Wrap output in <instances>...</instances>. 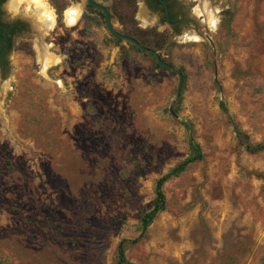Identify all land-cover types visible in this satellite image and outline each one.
<instances>
[{"label": "rangeland", "instance_id": "obj_1", "mask_svg": "<svg viewBox=\"0 0 264 264\" xmlns=\"http://www.w3.org/2000/svg\"><path fill=\"white\" fill-rule=\"evenodd\" d=\"M183 1L203 13L193 16L205 35L193 21L183 28L199 43L178 42L184 32L157 24L143 0L136 12L168 34L158 51L183 73L178 95V72L114 36L87 0L67 2L98 22L69 29L56 17L51 31L33 2L7 0L6 16L33 14L22 40L35 53L17 47L0 65V264H117L119 243L142 232L157 180L190 153L184 122L205 157L165 184L166 209L126 244L127 257L264 264V151L248 152L235 131L264 143V0H209L216 31L204 0ZM38 39L52 59L43 74Z\"/></svg>", "mask_w": 264, "mask_h": 264}, {"label": "trees", "instance_id": "obj_2", "mask_svg": "<svg viewBox=\"0 0 264 264\" xmlns=\"http://www.w3.org/2000/svg\"><path fill=\"white\" fill-rule=\"evenodd\" d=\"M52 4L55 6L58 14L59 20L61 21L63 18V11L68 6L67 0H51ZM138 4L137 0H114L111 6L112 12L114 15L118 17V20L123 24V31L122 33L131 36L138 40L143 46L148 47L154 50H161L168 41V34L163 31H159L157 27H149L142 29L139 26V22L136 19V12H137ZM104 16L103 12H98L97 16ZM84 18L87 20H96L98 19L90 14H85ZM120 39V38H119ZM129 43L136 48L137 50L151 55L155 60L157 66H161L158 62L156 56L148 51L142 50L133 42L129 41ZM11 47V46H10ZM17 47H24L27 51L33 55L35 52L32 49V45L29 41L22 40L17 45ZM161 55V58L164 62L170 64L167 58ZM6 59V58H5ZM6 60H0V65L2 67L5 66ZM171 65V64H170ZM222 107L224 111L228 113V108L224 102H222ZM187 128L190 130V153L189 155L184 158L182 161L177 163L174 167H172L168 172L163 174L158 180L156 185V197L154 200V206L147 212H145L141 219V234L134 238V239H123L118 245V260L117 264H136L135 262L131 261L126 254V244L128 242L136 243L138 242L141 237L145 235L148 227L153 223V221L157 218L159 213L164 211L167 206L166 194L164 186L165 184L172 178L180 176L184 173L193 163L201 161L204 159L205 155L202 151L201 145L195 140L192 134V126L189 122H184ZM235 131L238 137L239 143L250 153H259L264 151V143L263 142H253L250 139L248 133L240 129L239 127H235ZM8 164H11V161L8 160Z\"/></svg>", "mask_w": 264, "mask_h": 264}, {"label": "flooded vegetation", "instance_id": "obj_3", "mask_svg": "<svg viewBox=\"0 0 264 264\" xmlns=\"http://www.w3.org/2000/svg\"><path fill=\"white\" fill-rule=\"evenodd\" d=\"M143 1L146 10L151 14V16H156L157 18L156 23L159 25L166 24L167 26L171 27L172 31L177 36L184 32L183 29L184 26L188 25L190 21H193V26L195 27V29L192 30H195L197 34H200L202 36L205 35V32L200 27L201 23L193 16L195 12L192 9L191 11L188 12V8L184 5L183 0H143ZM6 2L7 0H0V60L2 61L5 60V57H7L16 48V45L23 39L24 35L33 34L29 23L30 19L33 17V14L31 16H19V15L6 16L5 15ZM88 7L91 8V11L89 13H94V14H98V12L104 13L102 9L96 8L90 4H88ZM107 7L110 11L112 18L114 14L112 12L111 6L110 7L107 6ZM34 14L37 16V12H35ZM55 15L57 17V22L61 23V21H63V18L61 21L59 20V14L57 10ZM63 16H64V11H63ZM104 17L106 18L105 13H104ZM202 19L203 18H200V20Z\"/></svg>", "mask_w": 264, "mask_h": 264}, {"label": "clouds", "instance_id": "obj_4", "mask_svg": "<svg viewBox=\"0 0 264 264\" xmlns=\"http://www.w3.org/2000/svg\"><path fill=\"white\" fill-rule=\"evenodd\" d=\"M22 2V0H20ZM34 3H36L38 6L40 5L41 0H33ZM209 0H204L205 4V10L208 12V26L212 31H216L219 24L221 23V17L219 15H214L212 10L208 8ZM194 12H196L198 15H203V13L200 12L199 8H194ZM221 11L220 8H216L215 12L219 13ZM84 15V9L76 5L74 3H70L68 7L64 10V25L65 27L71 29L74 26L77 25L78 21L81 20V18ZM47 20H48V28L49 31L55 28L56 26V16L54 13V10L52 13H46ZM203 22V21H202ZM139 26L144 29L146 28V25L139 24ZM178 42L180 43H186V42H196L199 43L201 41V37L195 33L189 35L187 32H184L180 37L177 38ZM47 69V65H45L44 68L41 69V74H43Z\"/></svg>", "mask_w": 264, "mask_h": 264}, {"label": "water", "instance_id": "obj_5", "mask_svg": "<svg viewBox=\"0 0 264 264\" xmlns=\"http://www.w3.org/2000/svg\"><path fill=\"white\" fill-rule=\"evenodd\" d=\"M88 4L96 7V8H100L104 11L105 15H106V22H107V26L109 28V30L111 31V33L118 37V38H121V39H124L126 41H131L133 42L134 44H136L138 47H140L142 50L144 51H148L150 53H152L154 56H156L158 62L164 66V67H168L172 70H175L178 72L179 76H180V85H179V88H178V95H180V91H181V87H182V82H183V73L181 71H179L174 65H170L166 62H164L161 58V55H160V52L158 50H154V49H150L148 47H145L143 46L138 40H136L135 38L131 37V36H128L120 31H118L115 27H114V24L112 22V18H111V14H110V11L108 9V7L101 3V2H98L96 0H87ZM206 38L211 42V44L213 45V42H212V38L210 37V35H207ZM171 110H172V106H171Z\"/></svg>", "mask_w": 264, "mask_h": 264}, {"label": "bare ground", "instance_id": "obj_6", "mask_svg": "<svg viewBox=\"0 0 264 264\" xmlns=\"http://www.w3.org/2000/svg\"><path fill=\"white\" fill-rule=\"evenodd\" d=\"M23 1H25V0H22V2ZM28 2L30 4L31 2H33V0H28ZM12 3L15 5L16 8L18 7L19 4H21L20 0H12ZM34 4L36 6V9L39 11L38 15L41 16L40 19L42 20V22L44 24H46V26H48V20H47L46 13H52V11L54 9L52 8V6L49 5L48 0H41L39 6L36 3H34ZM54 13H55V11H54ZM37 43H38V47L40 49L41 58H42V61L44 63V67H45V65H48L50 60L52 61V59H50V55L48 56V52H47V50L45 48V45L41 42L40 39L37 40Z\"/></svg>", "mask_w": 264, "mask_h": 264}]
</instances>
